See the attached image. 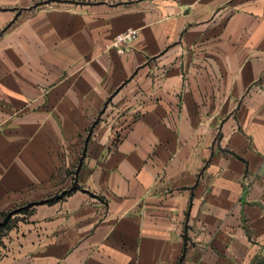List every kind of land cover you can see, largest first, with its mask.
Instances as JSON below:
<instances>
[{
  "label": "crops",
  "instance_id": "obj_1",
  "mask_svg": "<svg viewBox=\"0 0 264 264\" xmlns=\"http://www.w3.org/2000/svg\"><path fill=\"white\" fill-rule=\"evenodd\" d=\"M9 215L0 264L264 257V0H0Z\"/></svg>",
  "mask_w": 264,
  "mask_h": 264
},
{
  "label": "built area",
  "instance_id": "obj_2",
  "mask_svg": "<svg viewBox=\"0 0 264 264\" xmlns=\"http://www.w3.org/2000/svg\"><path fill=\"white\" fill-rule=\"evenodd\" d=\"M139 30L137 28L130 27L122 32L117 33L111 46L114 47L119 53L125 54L128 47L137 39Z\"/></svg>",
  "mask_w": 264,
  "mask_h": 264
},
{
  "label": "rangeland",
  "instance_id": "obj_3",
  "mask_svg": "<svg viewBox=\"0 0 264 264\" xmlns=\"http://www.w3.org/2000/svg\"><path fill=\"white\" fill-rule=\"evenodd\" d=\"M114 38V37H113ZM113 40V39H112ZM112 42V41H111ZM133 44V43H132ZM131 44V45H132ZM130 45V46H131ZM110 48H113L115 49L114 47L111 46V43H110ZM129 46V47H130ZM129 47H128V50H129ZM116 50V49H115ZM127 50V52H128ZM126 52V53H127ZM18 211L20 210H15L14 212L17 213ZM13 212V213H14ZM23 216H16V217H12L11 215H9V218H8V224L7 226L6 225H1L0 226V257L3 255V253L5 252L6 250V245H5V234H7L10 230V227L15 223V221L17 222L18 218H21L22 219ZM24 218V217H23ZM6 226V227H5ZM9 234V233H8ZM255 264H264V257L262 258H259L257 259V261L255 262Z\"/></svg>",
  "mask_w": 264,
  "mask_h": 264
}]
</instances>
